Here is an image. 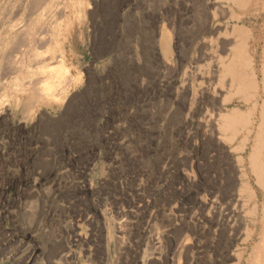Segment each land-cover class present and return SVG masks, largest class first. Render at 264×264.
I'll list each match as a JSON object with an SVG mask.
<instances>
[{
  "label": "rangeland",
  "instance_id": "obj_1",
  "mask_svg": "<svg viewBox=\"0 0 264 264\" xmlns=\"http://www.w3.org/2000/svg\"><path fill=\"white\" fill-rule=\"evenodd\" d=\"M56 7L62 10L55 17L64 20L59 19L68 65L77 77L72 93L88 92L90 96L92 90L100 91V102L93 95L82 116L86 131L94 137L75 141L71 152L58 151V164L65 166L51 189L25 186L31 176L29 167L48 150L38 146L37 141L43 139L40 129L46 124L61 125L68 113L64 102L32 106L10 102L7 118L0 120V160L2 153L13 147L21 151L22 161L20 165L7 163L1 172L0 264H24L33 247L44 253L35 264H254L257 256L264 257L263 191L248 159L255 146V129L248 134L250 127L240 123L235 133L223 124L228 114L249 112L248 105L230 86L211 98L212 104L205 91L207 77L215 74L218 80L224 75L223 60L241 41L236 32L239 28L253 32L257 41L248 44V53L256 56L257 70L264 65V0H254L243 8L232 0H0V28L13 23L17 12L24 16L37 10L39 16H46ZM109 45L112 48L108 49ZM128 62L137 71L144 67L146 71L137 85L127 88L130 93H123V98L136 101L131 113H125L118 102L107 100L110 86L101 80L114 77L117 72L113 68L119 65L121 70ZM116 92L111 91L113 95ZM217 106H222L220 112ZM73 111L76 114L80 108ZM217 112L225 115L213 123L210 115ZM133 130L141 137L147 171L145 177L126 181L120 176L126 167H132L126 156L128 151H136L138 144L117 137L126 131L131 135ZM241 139H246L243 146ZM12 140L20 143L12 145ZM221 163H228L230 169ZM225 171L233 182L232 193L235 191L231 199L219 189ZM139 184L145 188L143 193H136ZM28 189H36L39 195H31ZM139 197L146 207L144 218L124 238L116 230L112 208L134 209ZM237 198L242 201L239 207L244 217H230L218 246L214 242L226 231L220 226L222 209L228 202L231 211L238 209ZM47 213L53 219L45 223ZM39 222L42 229L35 230ZM146 226L150 233L144 231ZM237 228L239 237L232 236L228 244L225 237ZM149 234L158 237V249L148 241Z\"/></svg>",
  "mask_w": 264,
  "mask_h": 264
},
{
  "label": "bare ground",
  "instance_id": "obj_2",
  "mask_svg": "<svg viewBox=\"0 0 264 264\" xmlns=\"http://www.w3.org/2000/svg\"><path fill=\"white\" fill-rule=\"evenodd\" d=\"M51 1L52 0H49V2H51ZM227 1H230V0H227ZM232 1H233L234 5H236L238 8H243V6L246 7L249 3L253 2L254 0H232ZM104 2L106 3V0H104ZM62 6H64V5H62ZM36 7L37 6L35 5V8ZM2 10H4V9H2ZM59 10H60L59 7H56L54 9V11H53V9L50 8V10L46 12V16H44V13L41 16H39L37 14V10L29 11L28 14L24 15V16H21L20 13L17 12L15 15L13 14L14 15L13 23H11L9 26H5V27L0 28V107H1L0 108L1 109L0 110V120H4L7 118L8 114H9L10 102H16L17 104H23L25 106H32V105H36V104H40V103L64 102L66 105V107H65L66 111L68 113L66 115V117H67L66 121L64 123H62L61 125H58L56 123L57 125L49 124L47 126V124H46L45 125L46 127L40 129L41 135L40 134L39 135L41 137H43V139L40 138V140L37 141V143L39 144L38 146L39 147L45 146L46 147L45 149L46 150L48 149V150L46 151L47 153L44 152L45 154L44 153H43L44 155L42 154L43 156H42V158L40 157L41 158L40 161H37L36 164L33 163V165L31 167H29L28 170H30L31 176L29 177L30 179H28V181L24 183L25 186L32 184V188H36V189H42V188L43 189H46V188L51 189L52 185L55 183V181L57 179H59L61 170L63 168L62 166H65V165L60 164L61 162L58 164V161L56 159V154L58 153L59 150L63 151L64 153L71 152V150H70V149H72L71 145L75 141L82 140V139H86V140L91 141L93 139L94 136H92V133L86 131L87 128H85L86 125L84 124L85 122L82 119V116L89 109L90 104H92L91 100L93 98L92 97L93 95L96 96L93 99H96L97 102H100V100H101V98L99 96L100 91L99 90L94 91V90H92V88H91L92 91L90 93V96L88 95L89 94L88 92H86V94H81V95L76 94V93H72L71 89L74 86V84L76 83L77 77L73 73V70L71 69V67H69L68 61L66 58L65 44L62 41L63 40L62 39V37H63V25H62V23L63 22H61V21L63 19L61 20L59 18L61 20L60 21L58 19V17H55V16H57V13L62 12V10L61 11H59ZM222 10L224 11L225 9L223 8ZM202 12H204V11H202ZM218 12H221V11L219 10ZM2 16H4V15H2ZM221 17H224V16H221ZM237 19L241 20V17L238 16ZM203 20L206 21V19H203ZM66 25H68V24H66ZM65 29H66V27H65ZM236 32L240 35L241 41L234 45L233 52L231 53L229 58L223 60V65H224L223 74L224 75L222 76L221 79H218V80L216 79L215 74L212 75L211 77H207L206 78V90L205 91L208 94L209 103L212 104V99L214 97L218 96L223 91V87L230 86V87H233L236 89V91L233 90V92H235V93L238 92L242 95V99L248 105L249 112L245 113L242 111V112H235L232 114H228L224 117L226 122H223V124L225 125L224 127H228V130H229V128H232V129L234 128L235 133L237 130L236 127L238 124L240 125V123H242L246 127L247 126L250 127L248 134H250L252 132V130L255 129V133H254L255 139H256L255 146H254V148H252L253 149L252 151L250 150L251 153L249 154L248 159L250 160V165L252 166L251 171L254 173L255 177H257L256 179L259 182L260 187L263 191V193H261V194L263 196L262 200H264V65L263 66L261 65L262 67L259 70H257V68H256V56L255 55L251 56L250 53H248V49H247L248 44L250 43L252 45L254 41H257V38L253 35V32L250 33L249 31H246V30L241 29V28L237 29ZM262 38L263 37L260 38V41ZM227 46H228L227 44H224L223 48L226 49ZM108 47H109L108 49H110V48H112V45H109ZM144 53H145V51H144ZM114 54L117 55L118 54L117 51H115ZM146 56H147V51L145 53V57ZM204 57H205V55H204ZM119 68H120L119 65H116V67L113 68L114 69L113 71L117 72V75H115L114 77L109 76V79L108 78L105 79V77H103L101 80L106 81V83L110 86V88H109L110 90L107 91V94H106L107 100L109 99V101H115L116 103L118 102L122 106V108H124L125 113H127V112L131 113L133 110L132 104L136 103V101H135V99L131 101V99H127L126 97L123 98L124 97L123 93L127 92V90H129L127 88L128 87L131 88V85H134V84L137 85L138 84L140 76L145 75V73H146V71H144L145 67H144V70L140 69L139 71H137L134 64L130 65V62H128L123 66V68L121 70H119ZM214 70L216 71V69H214ZM113 89H117V92L114 95L111 93V91H113ZM131 91H132L131 93L135 95V90L131 89ZM127 93H130V92L128 91ZM222 93H224V92H222ZM231 95H233V94H231ZM220 96L222 97V94ZM132 98H135V97L132 96ZM82 99H83V101H82ZM227 100H229V99H227ZM135 105H137V104H135ZM217 105H219V103ZM75 108H80V111L76 114L74 113L75 111H73ZM84 108H87V110L85 111ZM217 109L220 112L222 110V106H217ZM224 115H222V113L217 112V114L216 113L211 114L210 117H211L213 123H219ZM132 119H134V118H132ZM77 126H79V128H77ZM235 128H236V130H235ZM125 130H127V128L124 129V132H125ZM132 132L133 133L131 135H128V133L126 131V133L120 134L117 137V139H123L124 142H130V143L135 142L136 144H138L136 151H128L129 156H126L127 159H129V161H131V163H132V167L127 168L125 166L126 169L124 170V173H121V175H120L121 178H123V180H126V181L128 179H138L141 176L145 177V172L147 171L145 166L143 165V153H142V150L140 147L141 137H139V135H138L139 138H137L134 130ZM138 134H140V133H138ZM242 137H244V136H242ZM243 139H241V142H240L242 144V146L244 144V141H246V139L244 141H242ZM12 141H13V142H11L12 145L13 144L16 145L17 141H14V140H12ZM19 143H17V144H19ZM6 146H8V145H6ZM93 146L94 145H92V147ZM219 147L221 148V146H219ZM239 148H241V147H239ZM19 152H21V151L19 150ZM19 152L17 151L16 148L11 147L7 151L6 154L4 152L2 153L3 158L7 159L8 162L5 159L3 160V158L1 157L2 160H0V178L2 176L1 172L5 171V169H6L5 167L7 166L6 165L7 163L12 164L14 162V163H17L18 165L21 164L22 158L20 157L21 155ZM128 152H127V154H128ZM226 152L227 151H225V153ZM210 156H212V155H210ZM225 156H226V154H225ZM127 159H126V161H127ZM223 159H225V158H223ZM224 161H226V160H224ZM227 161H229V160H227ZM32 162H34V161H32ZM116 162H118V161L116 160ZM131 163H129V164H131ZM17 164H14L13 166H15V165L18 166ZM24 164H26V163H24ZM213 165H215V164L213 163ZM221 166H227V170L230 169L228 167L229 166L228 163H221ZM208 169L209 168H207V170ZM221 169H222V167H221ZM148 173L146 175H148ZM235 173L237 174V172H235ZM206 175H207V173H206ZM61 177H62V175H61ZM236 177H237V175H236ZM9 178H10V175H9ZM222 178L224 181L222 182L221 187L219 186L220 187L219 189H220V191L222 190V192H223L222 195L224 194L225 197L228 196V197H230L229 199H231V196L234 195L235 191H233V193H232V183L233 182H231L232 179L230 180L229 171L228 172L225 171V174ZM248 178H250V177H248ZM233 179L236 180L237 178L235 179V177H234ZM211 180L213 182V179H211ZM213 183H212V185H213ZM249 183H250V181H249ZM8 184H10V183H8ZM0 186H2V185H0ZM237 186H238V184H237ZM18 189H20V188H18ZM36 189H31V191L29 189L28 190L31 192V195L35 196L38 194V191ZM135 189H136V193H139V192L143 193L145 191L144 190L145 188L140 184H139V186L135 187ZM6 191H8V190H6ZM85 191H87V190H85ZM220 191H219V194L221 195ZM253 191H255V190H253ZM255 194H256V192H255ZM257 199H258V197H257ZM28 200H30V199H28ZM221 200H222V198H221ZM18 202H21V201H18ZM141 202L143 203V200L141 201V197H139V203L137 206L135 205L136 208H134V209L120 208V207H117V205H115V207L112 208V212L115 215L116 221H117L116 222V228H117L116 230H118L120 235L123 236L124 238H125V236H127V232L130 229H132L131 227H136L137 225H139L144 218V210L146 209V207H143L144 204H142ZM235 202H237V204H238V209H236V210H233V211L230 210V202H228L227 207L225 206L223 209L220 207V209L223 210V217L221 215L222 220L219 218L221 220L220 226L221 227L223 226L224 227L223 230H226V231H221V234L219 233L220 239L217 240V242H214V243H217L218 246L220 245L221 240H223L222 238L225 236V234L227 232V227L229 225L230 217H232V219L235 216H237L240 219L244 217V214L242 213V208L239 207V205L242 204L241 203L242 201L239 198H237V200ZM215 203H217V202H215ZM218 203H220V202H218ZM249 204H250V202H249ZM18 205H19V203H18ZM221 205H223V204H221ZM216 206L219 207V205H217V204H216ZM262 212H263V215H262V220H261V226H262V234H261L262 236L261 237H262L263 246H264V206H263ZM211 213H212V211H211ZM83 214L81 213V215H83ZM228 217H229V219H227ZM212 218H214V217H212ZM238 218H236V220H239ZM51 219H53V216L50 215L49 213H47L45 215L43 221L45 220V223H48L49 220H51ZM259 222H260V220H259ZM39 223H41V222H39ZM247 223H248V221H247ZM72 224H73V222H72ZM243 225H244V223L242 224V226ZM42 226H43V223L38 224V226H36L35 230H41ZM237 227H238V225H237ZM149 228H150V226H149ZM233 229H231V230H233ZM241 229H242V227L240 226V230ZM71 231H72V229H71ZM144 231L150 233L147 226L144 227ZM76 232H78V230ZM71 234H73V233H71ZM239 235L240 234L238 233V228H237V230L234 231V234H232V235L230 234L227 237H225L227 243L228 244L231 243L230 239L232 238V236L233 237L234 236L239 237ZM7 236H8V234H7ZM5 239L6 238H4V240ZM147 239L151 243L152 246H155V248L158 249L156 246L157 239H158L157 236H155L154 234H151V235L149 234L147 236ZM91 242H93V241H91ZM32 245H34V244H32ZM78 247H80V246H78ZM28 248H29V245H28ZM44 249H46V248L44 247ZM77 249H79V248H77ZM86 249L89 250L88 247ZM217 250L218 249H216V251ZM255 250H256V248H255ZM42 252L40 251V249H37L35 247L31 248L30 251L28 252V254L26 255V260H25L24 264L38 263L39 260H42V257L44 256V253H42ZM50 252L52 253L54 251H51V249H50ZM96 252H100V250L96 251ZM72 255H73V253L69 254L68 258L69 257L72 258ZM53 256H55V255H53ZM61 260H63V259H61ZM100 261H101V257H100ZM50 262L51 261H49V264H51ZM147 262L151 263L152 261L147 260ZM76 264H78V263H76ZM92 264H95V263H92ZM254 264H264V257L263 256H257L254 260Z\"/></svg>",
  "mask_w": 264,
  "mask_h": 264
}]
</instances>
